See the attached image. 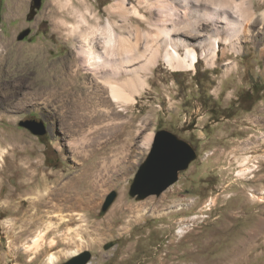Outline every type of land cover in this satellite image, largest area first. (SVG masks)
Instances as JSON below:
<instances>
[{
	"label": "rangeland",
	"instance_id": "1",
	"mask_svg": "<svg viewBox=\"0 0 264 264\" xmlns=\"http://www.w3.org/2000/svg\"><path fill=\"white\" fill-rule=\"evenodd\" d=\"M115 1L87 0L99 17L90 24L121 22L109 10ZM72 2L86 11L79 0H42L35 14V0H0V264H51V254L63 264L84 251L87 264H264V6L242 51L220 41L210 62L197 46L192 68L161 58L141 72L135 101L117 104L83 68ZM140 9L147 21L132 16L131 29H114L133 42L141 31L145 60V45L161 37L150 22L157 10ZM82 99L92 120L72 126ZM27 119L43 120L47 133L21 126ZM161 129L188 141L197 157L160 195L138 199L131 185ZM25 185L29 195L77 185L86 202L61 212L51 206L58 199L42 198L25 214L34 198L22 196Z\"/></svg>",
	"mask_w": 264,
	"mask_h": 264
},
{
	"label": "bare ground",
	"instance_id": "2",
	"mask_svg": "<svg viewBox=\"0 0 264 264\" xmlns=\"http://www.w3.org/2000/svg\"><path fill=\"white\" fill-rule=\"evenodd\" d=\"M79 1L85 5L86 11L79 12V9L74 6L75 3L72 2L73 8L79 15V22L73 26L70 33L76 36L84 70L96 76L102 89L106 88L108 97L117 104H121L122 101H128V103L135 101L134 93L138 91V83L143 75L141 72L150 73L152 67L157 66L161 58L167 60L172 68H192L198 60L197 46H199L203 52L209 51L208 60L213 62L218 55L215 48L220 47V41L230 45L235 52L239 53L243 48L241 44L243 38H247L251 25L256 23L258 9L264 6V2L259 0H137V3L132 2L131 4L128 0H116L110 5L109 10L113 13L118 12L121 15V22L107 20L104 26H94L90 24L89 19L97 20L98 14L92 12L87 0ZM140 7L151 12L157 10L158 16L151 18L150 22L153 21V24L157 25V34L161 37L160 40L157 39L156 46L145 45L151 50L150 56L145 60L142 59L144 54L138 46L141 31L137 32V41L133 42L114 29L115 24L131 29L133 27L132 16L147 21L146 14L141 12ZM262 17L264 19V11ZM121 75H124V78H121ZM141 83V87H146L145 79H142ZM99 93L102 92L98 94L95 92L97 97H101L98 96ZM102 98L99 104L106 101L104 95ZM80 103L83 106L82 110L77 107V102L73 105L74 123L72 126L87 122L85 120H92L83 112L87 103L85 104V101H80ZM247 171L249 170L245 169L241 174ZM28 186L25 185L22 196L30 194L31 187ZM95 186L98 189L99 185ZM75 187L77 185H61L52 192L48 191L50 187H46L45 191L34 189L29 195L34 198H29L31 200L25 214L33 208L39 210V207L45 203L42 202V198L43 201H47V198L58 199L61 204L55 203L51 206L61 212L64 208H83L86 202L85 195L83 196V192L78 189L74 190ZM86 196L88 197L87 203L91 202V197ZM23 201L20 202L21 206ZM17 210L19 211L18 208ZM56 216L60 222L65 220L61 213ZM32 220L34 221L33 216ZM33 221L30 224H33ZM77 252L74 253L77 254ZM57 260L58 255L49 256L51 264Z\"/></svg>",
	"mask_w": 264,
	"mask_h": 264
},
{
	"label": "water",
	"instance_id": "3",
	"mask_svg": "<svg viewBox=\"0 0 264 264\" xmlns=\"http://www.w3.org/2000/svg\"><path fill=\"white\" fill-rule=\"evenodd\" d=\"M41 4L42 0H35L32 14L36 13ZM31 32V28H27L20 33L18 38L20 40L24 39ZM20 125L30 129L37 135H43L47 132L43 120H22ZM196 157L197 153L188 141L179 138L172 131L159 130L154 136L152 148L146 160L139 167L134 177L130 194L137 196L138 199H144L153 194L160 195L179 179L180 171L187 169ZM116 195L115 191L108 195L102 213L109 209ZM90 258L91 253L84 251L63 264H87Z\"/></svg>",
	"mask_w": 264,
	"mask_h": 264
},
{
	"label": "flooded vegetation",
	"instance_id": "4",
	"mask_svg": "<svg viewBox=\"0 0 264 264\" xmlns=\"http://www.w3.org/2000/svg\"><path fill=\"white\" fill-rule=\"evenodd\" d=\"M46 128H48V126H47V125H46ZM47 131H48V129H47ZM46 133H47V132H46ZM46 133H45V134H46ZM43 135H44V134H43Z\"/></svg>",
	"mask_w": 264,
	"mask_h": 264
}]
</instances>
